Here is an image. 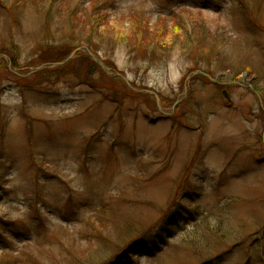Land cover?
<instances>
[{"label": "rangeland", "instance_id": "374dc122", "mask_svg": "<svg viewBox=\"0 0 264 264\" xmlns=\"http://www.w3.org/2000/svg\"><path fill=\"white\" fill-rule=\"evenodd\" d=\"M0 264H264V0H0Z\"/></svg>", "mask_w": 264, "mask_h": 264}, {"label": "trees", "instance_id": "16d2710c", "mask_svg": "<svg viewBox=\"0 0 264 264\" xmlns=\"http://www.w3.org/2000/svg\"><path fill=\"white\" fill-rule=\"evenodd\" d=\"M49 1V3L50 4H52V0H47V2ZM75 9H73L72 10V12L74 11ZM78 11V10H77ZM70 15L72 16V18L74 19V22L75 23H77L78 24V26H77V28H80V30L78 31V33H79V36H78V38H79V42L77 43V44H74L73 43V41L71 40V45L73 46V45H75L74 47H80V46H83V45H87V46H89L90 44H91V41L93 40L92 39V35H87L89 32L91 33V32H93V31H96V30H98V29H95L96 28V26H97V24H96V22H95V24H94V26H95V28H94V26H92L91 25V23L89 22V20L87 21H80L79 19H78V17H77V15L76 14H74L73 15V13H70ZM135 20V19H134ZM132 21V20H131ZM132 23H135V24H137L136 22H134V21H132ZM73 29L74 30V28L75 27H71V26H67V27H64V29ZM137 28V30H139V27H136ZM85 35H84V34ZM154 40V39H153ZM176 42V41H175ZM175 42L173 41L172 43H171V45H173V44H175ZM135 43H136V41L135 42H133V45H135ZM151 43H154V41H151ZM150 44V43H149ZM157 46H159V45H157ZM160 47V46H159ZM169 47V46H168ZM117 259V258H116Z\"/></svg>", "mask_w": 264, "mask_h": 264}, {"label": "water", "instance_id": "95a60500", "mask_svg": "<svg viewBox=\"0 0 264 264\" xmlns=\"http://www.w3.org/2000/svg\"><path fill=\"white\" fill-rule=\"evenodd\" d=\"M78 51H84V52H86L87 54H88V56L90 57V58H92V60H94L99 66H101V68L105 71V72H107L108 74L110 73V69H108V68H106L103 64H102V62L98 59V58H96V56H94L89 50H87V49H85V48H81V49H79V50H75V52L68 58V59H66L65 60V62H67V61H69ZM65 62H63V63H61V64H58V65H50V66H44V69H45V67L47 68V67H57V66H62V65H64L65 64ZM40 69H43V67L42 68H40ZM225 94V93H224ZM227 98H228V96H227V94L225 95ZM158 108L161 110V108H160V104H158Z\"/></svg>", "mask_w": 264, "mask_h": 264}]
</instances>
